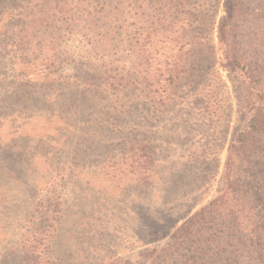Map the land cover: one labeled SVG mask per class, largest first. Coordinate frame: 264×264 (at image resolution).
Segmentation results:
<instances>
[{
	"label": "rangeland",
	"instance_id": "rangeland-1",
	"mask_svg": "<svg viewBox=\"0 0 264 264\" xmlns=\"http://www.w3.org/2000/svg\"><path fill=\"white\" fill-rule=\"evenodd\" d=\"M254 1L262 22L264 0ZM190 5L196 23L186 28L207 47L194 46L190 71L169 99L137 90L128 44L117 37V0H91L87 28L57 24L61 54L47 69L7 46L0 264H153L176 231L225 191L229 151L251 113L245 84L224 67L218 28L229 0ZM9 12L0 33L17 30L9 17L21 8ZM245 168L236 158L237 174Z\"/></svg>",
	"mask_w": 264,
	"mask_h": 264
},
{
	"label": "trees",
	"instance_id": "trees-1",
	"mask_svg": "<svg viewBox=\"0 0 264 264\" xmlns=\"http://www.w3.org/2000/svg\"><path fill=\"white\" fill-rule=\"evenodd\" d=\"M90 1L0 0V22L7 10L22 11L9 17L16 32L8 28L0 33V60L13 44L25 55L19 59L46 69L54 66L61 54V47L56 46L61 26L87 28ZM191 3L117 0V37H124L128 44L136 88L147 98L169 99L179 92L190 71V60L195 58L194 46L207 47L204 39L186 28L196 23ZM229 3V14L218 28L224 67L245 84L242 100L251 117L230 148L225 191L176 231L168 246L153 257V264H264V163L255 159L257 154L264 158V20L261 22L262 10L254 0ZM164 48V61L156 62ZM236 158L246 165L245 175L237 174Z\"/></svg>",
	"mask_w": 264,
	"mask_h": 264
}]
</instances>
